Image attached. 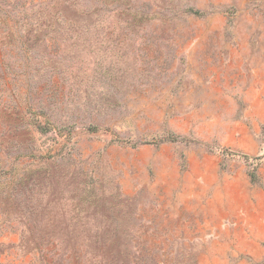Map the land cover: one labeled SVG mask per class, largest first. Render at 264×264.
Segmentation results:
<instances>
[{"label":"rangeland","instance_id":"1","mask_svg":"<svg viewBox=\"0 0 264 264\" xmlns=\"http://www.w3.org/2000/svg\"><path fill=\"white\" fill-rule=\"evenodd\" d=\"M0 264H264V0H0Z\"/></svg>","mask_w":264,"mask_h":264}]
</instances>
